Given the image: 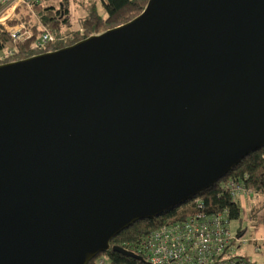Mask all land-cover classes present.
I'll return each instance as SVG.
<instances>
[{"label": "water", "instance_id": "water-1", "mask_svg": "<svg viewBox=\"0 0 264 264\" xmlns=\"http://www.w3.org/2000/svg\"><path fill=\"white\" fill-rule=\"evenodd\" d=\"M264 146V0H148L0 64V264H88ZM143 261V260H142Z\"/></svg>", "mask_w": 264, "mask_h": 264}, {"label": "trees", "instance_id": "trees-1", "mask_svg": "<svg viewBox=\"0 0 264 264\" xmlns=\"http://www.w3.org/2000/svg\"><path fill=\"white\" fill-rule=\"evenodd\" d=\"M70 1L57 0V5H55L54 0H42L34 10L39 24L30 22L31 15H25L22 18L31 32V37L17 44L16 55L12 61L61 49L89 36L123 25L140 14L148 0H99L103 14H99L95 6L92 7L88 14L80 19L79 28L72 32V37L67 41H59L40 50L33 49L32 46L41 31L40 24L47 27L57 38L62 36L60 33L62 28L70 26ZM2 63L0 62V64ZM231 183L242 185L248 192L246 199L256 201L254 204H250L245 220L240 201L233 199L228 191V186ZM197 203L202 205L200 211L211 213L225 210L230 221H237L239 224L247 222L248 225L240 228L237 233V236L241 237L249 226L255 224L256 214L264 208V146L242 159L224 178L210 188L155 218L135 222L116 235L110 244L123 248L143 260L145 257L141 246L143 237L162 225L178 222V220L182 221L191 216L195 211H198ZM100 258L104 259L105 264H145L144 260L126 257L112 250L98 255L88 264H98L97 261Z\"/></svg>", "mask_w": 264, "mask_h": 264}, {"label": "built area", "instance_id": "built-area-1", "mask_svg": "<svg viewBox=\"0 0 264 264\" xmlns=\"http://www.w3.org/2000/svg\"><path fill=\"white\" fill-rule=\"evenodd\" d=\"M42 0H0V62L12 59L16 55L17 44L31 37L30 30L22 18L34 15V10ZM40 34L33 49H43L49 44L65 41V37L56 38L46 27H40ZM4 36V37H2ZM228 191L233 199L246 197L247 190L238 183H231ZM198 211L182 221L162 225L146 234L141 246L145 264H256L240 253V247L246 243L243 237L233 234L227 212ZM255 251L264 248L255 246ZM98 264H105L103 258Z\"/></svg>", "mask_w": 264, "mask_h": 264}, {"label": "crops", "instance_id": "crops-1", "mask_svg": "<svg viewBox=\"0 0 264 264\" xmlns=\"http://www.w3.org/2000/svg\"><path fill=\"white\" fill-rule=\"evenodd\" d=\"M254 202L256 201L249 198L246 199V197L241 200L240 206L244 220L246 219L247 210L250 208V204H254ZM247 231H250V234L245 237ZM247 231L241 235V237L246 240V243L240 247V253L250 258L256 264H264L262 251H255V246L264 248V208L256 214L255 224L249 226Z\"/></svg>", "mask_w": 264, "mask_h": 264}, {"label": "rangeland", "instance_id": "rangeland-1", "mask_svg": "<svg viewBox=\"0 0 264 264\" xmlns=\"http://www.w3.org/2000/svg\"><path fill=\"white\" fill-rule=\"evenodd\" d=\"M56 3H57V0L56 1L54 0L55 5H57ZM94 6L96 7L99 14H103L102 10H101V3L99 0H71L70 6H69L70 26L67 28L61 29V31H60V33L62 35L61 37H65L66 41H67V39L71 38L72 32L79 28L80 19L84 18L88 14V12L92 9V7H94ZM29 20L31 23L39 24L35 12H34V15L31 16V18ZM41 26H43V25L40 24L39 27H41ZM58 38H60V37H58ZM49 45H52V44H49ZM12 60L13 59H9V60H7V62L12 61ZM247 225H248L247 222H242L241 224H239V222H237V221H231L230 228H231L233 234H237L240 228H243ZM249 234H250V231H247V233L245 234V237H247Z\"/></svg>", "mask_w": 264, "mask_h": 264}, {"label": "bare ground", "instance_id": "bare-ground-1", "mask_svg": "<svg viewBox=\"0 0 264 264\" xmlns=\"http://www.w3.org/2000/svg\"><path fill=\"white\" fill-rule=\"evenodd\" d=\"M179 221V220H178ZM176 222V221H175Z\"/></svg>", "mask_w": 264, "mask_h": 264}]
</instances>
